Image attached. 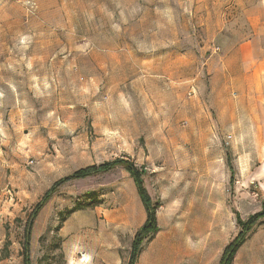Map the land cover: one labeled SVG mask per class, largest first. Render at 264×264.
I'll return each mask as SVG.
<instances>
[{
	"label": "rangeland",
	"instance_id": "rangeland-1",
	"mask_svg": "<svg viewBox=\"0 0 264 264\" xmlns=\"http://www.w3.org/2000/svg\"><path fill=\"white\" fill-rule=\"evenodd\" d=\"M221 264L264 205V0H0V264ZM233 171V173H232ZM74 209H79L72 212ZM231 264H264V219Z\"/></svg>",
	"mask_w": 264,
	"mask_h": 264
},
{
	"label": "trees",
	"instance_id": "trees-1",
	"mask_svg": "<svg viewBox=\"0 0 264 264\" xmlns=\"http://www.w3.org/2000/svg\"><path fill=\"white\" fill-rule=\"evenodd\" d=\"M123 167L126 169L134 179L136 186L138 188V195L140 199L142 200V203L144 204L145 208L147 209V221L144 224V226L138 231L137 237L134 241L133 245V251L131 255V261L130 264H135L137 257L140 254V246L141 244L149 237L155 235L159 231V227L157 225L156 220V205L153 203L152 198L145 187V180L144 177L146 176L147 172L144 169H139L134 164H129L126 161L123 160H115L113 162L105 163L100 166H93V167H87L84 169H81L77 172H75L73 175L68 176L66 178L61 179L60 181H57L52 188L46 193L43 200L38 204L37 210L44 205L48 199L52 196V194L55 193L57 188L61 186L62 184H65L67 182H70L75 179H85L87 177H90L96 173L101 172H110L116 167ZM233 173V171H232ZM79 209H74L72 212H76ZM264 219V205L261 210V212L256 213L254 215L249 216L246 220H242L239 215H237V222L238 225L241 228V232L239 236L234 239L225 249L224 256L222 259L221 264H231L233 261V257H235L237 251L239 248L243 245L245 242L247 234L253 229V227L261 220ZM30 226L31 224L27 226L28 230H26L25 235V254H24V264H30V258H29V235H30Z\"/></svg>",
	"mask_w": 264,
	"mask_h": 264
}]
</instances>
